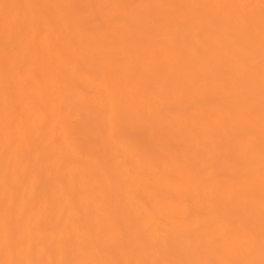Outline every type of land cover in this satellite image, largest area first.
<instances>
[{"label": "bare ground", "instance_id": "bare-ground-1", "mask_svg": "<svg viewBox=\"0 0 264 264\" xmlns=\"http://www.w3.org/2000/svg\"><path fill=\"white\" fill-rule=\"evenodd\" d=\"M0 264H264V0H0Z\"/></svg>", "mask_w": 264, "mask_h": 264}]
</instances>
